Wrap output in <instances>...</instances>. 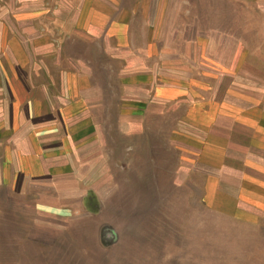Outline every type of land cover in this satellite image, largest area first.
<instances>
[{"label": "rangeland", "instance_id": "rangeland-1", "mask_svg": "<svg viewBox=\"0 0 264 264\" xmlns=\"http://www.w3.org/2000/svg\"><path fill=\"white\" fill-rule=\"evenodd\" d=\"M0 264H264V0H0Z\"/></svg>", "mask_w": 264, "mask_h": 264}]
</instances>
